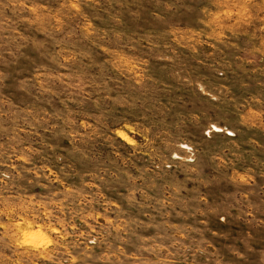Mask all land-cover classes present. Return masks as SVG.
I'll return each instance as SVG.
<instances>
[{
  "label": "rangeland",
  "instance_id": "374dc122",
  "mask_svg": "<svg viewBox=\"0 0 264 264\" xmlns=\"http://www.w3.org/2000/svg\"><path fill=\"white\" fill-rule=\"evenodd\" d=\"M0 264H264V0H0Z\"/></svg>",
  "mask_w": 264,
  "mask_h": 264
}]
</instances>
